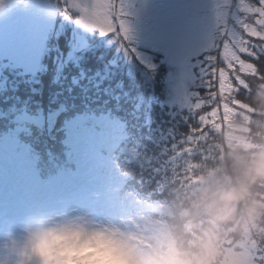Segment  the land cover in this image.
<instances>
[{
  "label": "rangeland",
  "instance_id": "374dc122",
  "mask_svg": "<svg viewBox=\"0 0 264 264\" xmlns=\"http://www.w3.org/2000/svg\"><path fill=\"white\" fill-rule=\"evenodd\" d=\"M230 2L226 6L227 0H113L117 14L112 22L119 31L120 3L128 30L117 36L79 23V12L66 13L64 0H0V71L7 66L24 72L44 69L52 82L82 84L77 71H65V63L77 59L88 47L89 32L96 31L128 59L135 57L144 63L151 74L168 65L166 102L188 108L185 96L205 94L203 65L220 39L222 15L235 13L233 3L238 0ZM242 58L254 62L246 55ZM244 96L241 93L238 98ZM208 111L211 108L205 105L198 114ZM15 119L21 124L0 144V238L19 232L35 215L89 213L100 220L120 221L150 213L160 202L122 190L128 178L119 167V157L133 163L140 156L126 143L127 125L122 120L104 114L68 121L64 143L73 165L44 180L35 170L36 153L19 140V133L29 130L27 122L40 127L45 120L27 112Z\"/></svg>",
  "mask_w": 264,
  "mask_h": 264
},
{
  "label": "clouds",
  "instance_id": "9594fccd",
  "mask_svg": "<svg viewBox=\"0 0 264 264\" xmlns=\"http://www.w3.org/2000/svg\"><path fill=\"white\" fill-rule=\"evenodd\" d=\"M247 70L257 78L244 98L206 144L177 153L168 195L150 213L29 217L0 238V264H264V75Z\"/></svg>",
  "mask_w": 264,
  "mask_h": 264
},
{
  "label": "trees",
  "instance_id": "16d2710c",
  "mask_svg": "<svg viewBox=\"0 0 264 264\" xmlns=\"http://www.w3.org/2000/svg\"><path fill=\"white\" fill-rule=\"evenodd\" d=\"M254 62L264 68V56ZM160 69L151 74L144 63L128 59L96 31L89 32L88 47L77 59L65 63V71H77L82 84L52 82L44 69L24 72L7 66L0 71V143L21 124L15 119L18 114L41 115L44 124L27 122L29 130H22L19 138L33 146L39 155L38 169L46 177L70 165L64 143L66 123L79 115L107 113L126 122V143L140 152L133 163L119 157L120 169L130 176L126 189L135 190L146 201H162L172 175V146L190 133L186 117L193 123L196 117L189 108L166 102L169 66Z\"/></svg>",
  "mask_w": 264,
  "mask_h": 264
},
{
  "label": "snow or ice",
  "instance_id": "6c2138e0",
  "mask_svg": "<svg viewBox=\"0 0 264 264\" xmlns=\"http://www.w3.org/2000/svg\"><path fill=\"white\" fill-rule=\"evenodd\" d=\"M229 3L232 2L227 0L226 6ZM64 4L65 12H79L76 17L79 18L78 22L87 27L99 29L102 34L112 33L117 36L121 33L127 34L120 3L119 31L112 22V17L117 14L113 0H79L76 8H70L68 0H64ZM233 4H235V13L229 11L222 15L220 39L213 44L203 65L205 94L193 92L190 96H185L184 103L195 114L196 120L193 123L190 117H186L190 121V133L178 145L172 146L175 149L174 157L177 153L187 155L189 151L207 143L208 136L214 131V122H217L218 117L222 116L230 105L233 106L241 93L246 94L248 91L246 82L257 78L247 70L248 65L258 66L261 75H264V68L242 58V55H246L255 61L264 56V0H255V2L238 0ZM104 5L107 7L105 8ZM241 33L250 38H257L261 43L257 44L252 39H246ZM219 64L224 66L220 67ZM205 105L210 106L211 111L198 115V110L203 109Z\"/></svg>",
  "mask_w": 264,
  "mask_h": 264
}]
</instances>
